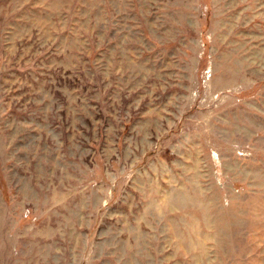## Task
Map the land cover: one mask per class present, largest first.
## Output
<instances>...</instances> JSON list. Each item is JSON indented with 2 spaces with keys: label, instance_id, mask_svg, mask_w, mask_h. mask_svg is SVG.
I'll return each mask as SVG.
<instances>
[{
  "label": "rangeland",
  "instance_id": "374dc122",
  "mask_svg": "<svg viewBox=\"0 0 264 264\" xmlns=\"http://www.w3.org/2000/svg\"><path fill=\"white\" fill-rule=\"evenodd\" d=\"M0 264H264V0H0Z\"/></svg>",
  "mask_w": 264,
  "mask_h": 264
}]
</instances>
